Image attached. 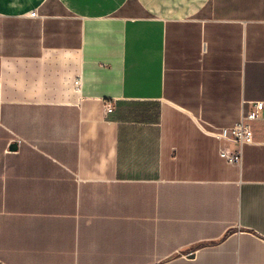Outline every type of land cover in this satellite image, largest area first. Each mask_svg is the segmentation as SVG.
I'll use <instances>...</instances> for the list:
<instances>
[{
    "label": "crops",
    "instance_id": "obj_1",
    "mask_svg": "<svg viewBox=\"0 0 264 264\" xmlns=\"http://www.w3.org/2000/svg\"><path fill=\"white\" fill-rule=\"evenodd\" d=\"M0 264H264V0H0Z\"/></svg>",
    "mask_w": 264,
    "mask_h": 264
},
{
    "label": "built area",
    "instance_id": "obj_2",
    "mask_svg": "<svg viewBox=\"0 0 264 264\" xmlns=\"http://www.w3.org/2000/svg\"><path fill=\"white\" fill-rule=\"evenodd\" d=\"M35 16V13L31 14ZM78 84V82H76ZM263 109V103H255L251 111L244 112L240 120L231 127L215 128L208 134L217 139L224 146L220 147L219 155L228 164L240 166L242 161V148L253 143L252 123L259 119V113ZM113 111L111 102H104V113L109 115ZM226 143L236 145L235 150H230Z\"/></svg>",
    "mask_w": 264,
    "mask_h": 264
},
{
    "label": "water",
    "instance_id": "obj_3",
    "mask_svg": "<svg viewBox=\"0 0 264 264\" xmlns=\"http://www.w3.org/2000/svg\"><path fill=\"white\" fill-rule=\"evenodd\" d=\"M15 148H16V146H15V145H13L12 149H15Z\"/></svg>",
    "mask_w": 264,
    "mask_h": 264
}]
</instances>
